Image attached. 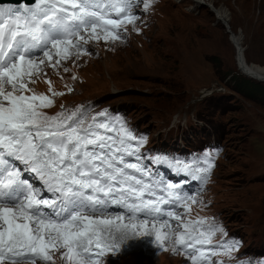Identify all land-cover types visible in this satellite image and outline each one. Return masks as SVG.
I'll return each instance as SVG.
<instances>
[{
    "label": "snow or ice",
    "instance_id": "obj_1",
    "mask_svg": "<svg viewBox=\"0 0 264 264\" xmlns=\"http://www.w3.org/2000/svg\"><path fill=\"white\" fill-rule=\"evenodd\" d=\"M141 4L147 11L152 0L0 5V264H54L53 252L64 264H107L103 257L126 251L136 238L162 251L171 247L190 264H223L212 257L238 250L235 240L213 244L216 233L227 234L223 228L189 219L196 195L144 163L147 137L123 116L63 106L49 116L43 109L54 100L28 87L43 73L52 96L64 95L52 91L44 67L58 70L61 61L91 54V40H123L120 30L129 24L138 32L134 9ZM151 159L203 182L214 167L209 153L191 161Z\"/></svg>",
    "mask_w": 264,
    "mask_h": 264
},
{
    "label": "rangeland",
    "instance_id": "obj_2",
    "mask_svg": "<svg viewBox=\"0 0 264 264\" xmlns=\"http://www.w3.org/2000/svg\"><path fill=\"white\" fill-rule=\"evenodd\" d=\"M201 1L196 6L191 0H152L147 11L141 4L134 9L138 32L127 25L121 29L123 40H91L86 45L91 54L61 61L58 70L44 67L52 91L64 95L52 96L43 73L28 87L54 100V106L43 109L49 116L61 112V106L89 110L90 116L101 110L123 114L146 133L149 148L200 154L220 148L189 219L203 217L227 233L219 236L243 241L231 258L219 255L229 264L264 256V101L234 90L236 82L245 81L264 91V82L239 71L230 40L241 37L247 63L264 67V0ZM213 4L225 8L229 26L216 21ZM125 248L104 260L190 264L184 255H173L171 247L157 249L148 238L130 239ZM52 256L54 264H64L60 252Z\"/></svg>",
    "mask_w": 264,
    "mask_h": 264
},
{
    "label": "bare ground",
    "instance_id": "obj_3",
    "mask_svg": "<svg viewBox=\"0 0 264 264\" xmlns=\"http://www.w3.org/2000/svg\"><path fill=\"white\" fill-rule=\"evenodd\" d=\"M176 1H184V0H176ZM191 2H193L196 6H200L198 3L202 4L201 0H191ZM206 3L210 4L213 3L212 1L209 3L206 1ZM214 6V4H213ZM216 8L215 12V16H216V21L218 23H224L225 24H229L228 22V15L225 11V8L223 6L217 8L216 6H214ZM229 26V25H228ZM227 28V27H226ZM230 40L233 42L235 48L237 49V65H238V69L239 71L243 74L246 75L248 77H251L253 79H256L258 81H262L264 82V67L262 66H258V65H250L247 63L246 58H245V51L243 48V41L241 40V37L236 36L234 38V35H232L230 37ZM249 65V66H248Z\"/></svg>",
    "mask_w": 264,
    "mask_h": 264
},
{
    "label": "trees",
    "instance_id": "obj_4",
    "mask_svg": "<svg viewBox=\"0 0 264 264\" xmlns=\"http://www.w3.org/2000/svg\"><path fill=\"white\" fill-rule=\"evenodd\" d=\"M234 78V77H233ZM234 90L238 93L243 94L244 96H249L250 98L260 99L264 101V91L259 89L258 86L247 84L245 81L240 83H235Z\"/></svg>",
    "mask_w": 264,
    "mask_h": 264
},
{
    "label": "clouds",
    "instance_id": "obj_5",
    "mask_svg": "<svg viewBox=\"0 0 264 264\" xmlns=\"http://www.w3.org/2000/svg\"><path fill=\"white\" fill-rule=\"evenodd\" d=\"M109 255H111V254H108V255H106L105 257H103V259H105L107 256H109ZM260 257H264V256H259V257H256V258H260ZM220 258V256L218 257V259ZM220 261H222V260H220ZM234 260H232V261H230V262H233ZM222 262H224V261H222Z\"/></svg>",
    "mask_w": 264,
    "mask_h": 264
},
{
    "label": "water",
    "instance_id": "obj_6",
    "mask_svg": "<svg viewBox=\"0 0 264 264\" xmlns=\"http://www.w3.org/2000/svg\"><path fill=\"white\" fill-rule=\"evenodd\" d=\"M3 1H13V2H19L20 0H0V2H3Z\"/></svg>",
    "mask_w": 264,
    "mask_h": 264
},
{
    "label": "built area",
    "instance_id": "obj_7",
    "mask_svg": "<svg viewBox=\"0 0 264 264\" xmlns=\"http://www.w3.org/2000/svg\"><path fill=\"white\" fill-rule=\"evenodd\" d=\"M217 90V89H216Z\"/></svg>",
    "mask_w": 264,
    "mask_h": 264
}]
</instances>
